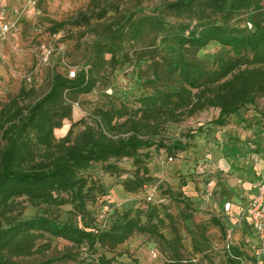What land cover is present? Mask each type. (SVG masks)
<instances>
[{
  "label": "trees",
  "instance_id": "trees-1",
  "mask_svg": "<svg viewBox=\"0 0 264 264\" xmlns=\"http://www.w3.org/2000/svg\"><path fill=\"white\" fill-rule=\"evenodd\" d=\"M242 14L243 19L233 21ZM130 23L133 39L145 31L159 38L151 51L154 54H148V74L143 80L151 90L136 97L134 106L95 107L91 123L83 118L72 122L65 135L56 138L54 130L71 118V101L95 86L91 66L79 69L73 78L53 72L48 90L27 106L19 104L24 88L1 105L0 264H117L115 256L104 252L135 233L155 239L164 253L162 264H215L211 258L195 255H200L201 243L207 244V224L217 227L225 238L230 236L221 210L206 225L197 226L192 256L184 257L177 229L171 227V239L164 236L165 216L160 217L154 205L146 211L114 209L107 226L85 222L86 173L94 164H101L110 174L119 173L116 162L130 158L134 169L121 185L128 193H138L153 180L146 163L150 149L175 155L187 147V142L177 139L166 142L167 123H179L213 108L218 110L213 123L223 126L230 116H238L264 97V6L261 0H171ZM209 42L231 51L218 60L216 68L188 56L190 50L196 52ZM105 52L113 61L118 50L109 46ZM260 113L264 117V111ZM79 124L82 129L74 132ZM185 185L181 178L174 197L183 204L182 218L189 219L191 202L183 196ZM164 193L173 195L169 190ZM20 197L31 206L71 204L80 213L79 224L48 214L22 218L14 212ZM53 240L64 244L52 246ZM35 255L39 256L36 261H23ZM245 255L239 244L227 242L221 264H242ZM260 259L264 264V256ZM123 264L138 263L134 258Z\"/></svg>",
  "mask_w": 264,
  "mask_h": 264
},
{
  "label": "rangeland",
  "instance_id": "rangeland-1",
  "mask_svg": "<svg viewBox=\"0 0 264 264\" xmlns=\"http://www.w3.org/2000/svg\"><path fill=\"white\" fill-rule=\"evenodd\" d=\"M168 1L171 0H8L5 12L11 28L0 33V107L21 88L25 93L19 104L27 106L48 90L53 72L68 76L70 71L76 73L90 66L95 86L88 94H80L71 101V118L63 120L61 128L54 130L56 138L65 135L72 122L83 118L91 123L89 116L95 107L120 103L134 106L136 97L151 90L143 80L148 74V54H154L151 51L158 45L159 38L145 31L141 37L133 39L130 22ZM261 3L264 6V0ZM102 12L104 14L99 15ZM58 22L63 25L57 27ZM109 46L118 50L113 61L110 53L105 52ZM229 55L231 51L217 42H209L188 54L208 68H216L218 60ZM260 110L264 111V97L258 98L255 105L246 106L238 116H230L223 126L213 123L218 115V110L213 108L179 123H167L163 130L166 142L177 139L187 142V147L175 155L164 149H150L146 163L153 180L138 193H128L121 185L134 169L130 158L116 162L121 169L119 173L110 174L101 164L92 165L86 173L89 187L84 221L107 226L114 209L146 211L154 205L158 215L165 216L161 225L164 236L171 239L174 226L182 239V255L191 257L192 242L198 238L200 230L197 226H204L211 217L220 215V206L225 200L237 203L228 188L230 180L244 181L254 165H261L256 156L261 153L264 157V117ZM82 127V124L77 125L74 132ZM231 146L248 155L241 158L229 154L226 148ZM181 178L186 182L182 187L183 196L191 202V209L187 211L191 214L189 219L182 218L183 204L174 197ZM166 190L173 195L164 193ZM15 206L14 212H19L22 218L48 214L59 221L79 224L80 213L71 204L31 206L25 197H20L15 200ZM235 218L225 221L230 232L226 238L217 227L205 224L207 244L201 243L200 255L195 257L211 258L215 264H221L225 244L233 242L246 254L242 264H263L255 258L251 229L248 225L241 227ZM63 244L61 240L52 241V246L58 248ZM104 253L108 257L115 256L117 264L134 258L138 264H162L164 259L155 239L139 233ZM38 258L35 255L23 261L33 262Z\"/></svg>",
  "mask_w": 264,
  "mask_h": 264
},
{
  "label": "built area",
  "instance_id": "built-area-1",
  "mask_svg": "<svg viewBox=\"0 0 264 264\" xmlns=\"http://www.w3.org/2000/svg\"><path fill=\"white\" fill-rule=\"evenodd\" d=\"M7 1L0 0V33H5L11 28V23L7 19L5 12ZM74 75L75 72L70 71L68 77L73 78ZM169 159L171 160V158ZM230 206V202H224L221 211L227 213L230 210ZM235 219L237 223L246 220L252 229L257 239L255 258L259 260L264 256V175L255 181L253 195L247 200Z\"/></svg>",
  "mask_w": 264,
  "mask_h": 264
},
{
  "label": "crops",
  "instance_id": "crops-1",
  "mask_svg": "<svg viewBox=\"0 0 264 264\" xmlns=\"http://www.w3.org/2000/svg\"><path fill=\"white\" fill-rule=\"evenodd\" d=\"M257 150V148H256ZM226 151L229 154H234L237 156H241V158H245V155H248V153H245L246 151H241L239 152L237 148H233L232 146L229 148H226ZM256 156H259L257 158H259V162L261 163V165H254L252 167V169L250 170V172L248 173V175L246 176V179L244 181H238L236 180H230V186H228L230 193H232L233 196V200L236 201L237 203L234 204L233 201L230 200H225L224 202H230L231 206H230V210L227 213H224L221 211V214L224 218V220L227 222V220H230L231 217H236L237 214L239 213V211L245 206L247 200L253 195L254 193V183L255 181L264 175V164H263V160L264 157L261 156V153L256 154ZM263 158V160H262ZM253 165V163H252ZM235 181V182H234ZM226 183V182H225ZM221 203L220 206V210L222 207ZM235 221V220H233ZM239 225L241 227L248 225L247 221L244 220L242 222L239 223ZM249 226V225H248ZM250 228V226H249ZM251 229V228H250ZM252 231V229H251ZM253 233V231H252ZM254 236V241H255V245L257 244V239L253 233ZM262 262V259H260Z\"/></svg>",
  "mask_w": 264,
  "mask_h": 264
}]
</instances>
